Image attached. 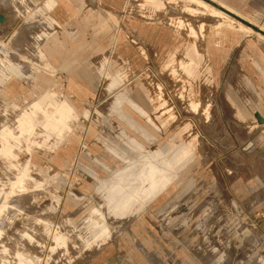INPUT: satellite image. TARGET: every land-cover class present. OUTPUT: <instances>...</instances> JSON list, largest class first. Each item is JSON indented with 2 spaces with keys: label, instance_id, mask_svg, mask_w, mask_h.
<instances>
[{
  "label": "rangeland",
  "instance_id": "1",
  "mask_svg": "<svg viewBox=\"0 0 264 264\" xmlns=\"http://www.w3.org/2000/svg\"><path fill=\"white\" fill-rule=\"evenodd\" d=\"M87 1L82 21L90 26L77 39L79 62L63 71L41 51L62 28L39 0H0L3 78L19 81L18 102L34 121L66 115L65 127L38 126L39 147L17 159H37L24 181L29 194L40 206L52 202L57 220L69 218V242L103 223L110 232L100 245L69 243L68 256L59 249L53 264H264V123L254 118L255 111L264 116V38L257 33L264 31V0H216L253 23L250 31L170 0H115L116 7L113 0ZM184 50L200 54L185 79H196L192 97L180 95L182 82L170 74ZM160 97L165 106L155 111ZM193 134V157L179 164L162 197L139 213L131 214L135 203L117 217L108 211L101 182L118 181L114 173L124 176L155 151L172 154ZM6 170L1 159V188L8 191ZM32 180L39 185L31 187ZM93 209L99 226L86 223Z\"/></svg>",
  "mask_w": 264,
  "mask_h": 264
},
{
  "label": "bare ground",
  "instance_id": "2",
  "mask_svg": "<svg viewBox=\"0 0 264 264\" xmlns=\"http://www.w3.org/2000/svg\"><path fill=\"white\" fill-rule=\"evenodd\" d=\"M170 1L176 4L181 3L186 10L194 13L208 11L223 19V22L237 25L244 31L253 29L244 24L239 18L251 23L250 21L216 0L211 1L218 4L222 9L205 0ZM152 4L157 6L160 3L153 0ZM192 5H195L196 8L192 9ZM186 25L190 36L197 37L194 34L192 25ZM217 26H220V23ZM257 33L264 38V34ZM199 59L200 54L196 51L184 50V57L180 59L178 69H175V67L170 69V74L175 77V83L182 82L180 89L182 97L185 96L184 92L189 94L188 97H192L197 92L193 83L196 79L193 78L192 82L190 80L188 85L185 79L193 76L198 68ZM212 61L214 68H216L220 62L218 55L215 54ZM8 64H12V73L18 70L17 65L13 64L11 60ZM4 68V60L0 58V160L4 161V165L7 167L6 171L10 177L8 191L1 188L3 183L0 182V264H53L56 261V253L59 249L62 248L63 255L68 256L69 243H73L74 246L84 245V248L91 247L94 244L106 243L110 232L109 229L105 228L104 223L98 228V231L91 234L78 233L77 238L80 239L78 243L69 242L71 234L63 230L66 225H72L69 218L65 216L57 220L55 216L56 207L52 202L49 201L44 206H40L36 202V198L29 194L30 191L24 181L25 177L29 175V167L38 168L37 159L36 157L34 159L31 155L21 164L17 159L21 153L30 155L39 147L36 137L40 136L42 132L38 131V126L43 127V129L49 126L53 128L65 127L64 119L66 115L61 113L55 121H52V119H47L44 123L34 121L33 116L35 115L32 112H27L26 108L21 107L18 102L20 99L19 91L22 89L19 81L17 79L8 81L3 78ZM178 70L181 71L180 74ZM117 78L120 79L121 77L117 76ZM159 88L160 85L157 86V89ZM161 98H159L160 105L154 107L155 111L165 106L166 101H161ZM191 102L194 103L192 104L194 108L198 107L193 99H191ZM38 105L42 106L43 104ZM160 115L157 118H160ZM150 116H148V119L151 121ZM47 117L50 118L51 116ZM254 118L260 124L264 123V116L261 112L255 111ZM198 142V134H193L192 138L174 147L172 154L168 155L167 153V155H164L163 152L155 151L150 157H143L142 163L124 176L118 174L120 171L114 173L115 176L113 177L118 181H114L112 184L101 182L99 188L101 192L105 191L102 198L105 199L108 211L117 217L126 213L131 205L135 203L137 207L131 214L139 213L140 210L146 209L157 198L162 197L179 175V170L182 169V167H178L179 164L185 166L189 162L183 163L193 157ZM140 148L143 149L142 146ZM112 153L119 160L124 161L126 159V157L120 156L118 152L112 151ZM38 185L37 181L32 180L30 186L36 187ZM95 210L93 209L86 217L90 219L86 223L91 222L92 225L99 226L103 220L101 217L96 216L97 212ZM87 227L88 229L91 228L90 225Z\"/></svg>",
  "mask_w": 264,
  "mask_h": 264
},
{
  "label": "crops",
  "instance_id": "3",
  "mask_svg": "<svg viewBox=\"0 0 264 264\" xmlns=\"http://www.w3.org/2000/svg\"><path fill=\"white\" fill-rule=\"evenodd\" d=\"M40 9L44 11L57 26L62 28L59 32L51 33L40 45L41 51L48 60L57 65L63 71L72 70L73 65L79 62V50L82 43L77 39L79 34L88 30V25L82 19L88 16L89 6L87 0H39ZM113 7L120 3L113 0ZM90 26V25H89ZM78 33L73 39L72 32ZM39 85H43L42 82Z\"/></svg>",
  "mask_w": 264,
  "mask_h": 264
},
{
  "label": "water",
  "instance_id": "4",
  "mask_svg": "<svg viewBox=\"0 0 264 264\" xmlns=\"http://www.w3.org/2000/svg\"><path fill=\"white\" fill-rule=\"evenodd\" d=\"M205 1H207V2H209V3H211V4H213L214 6L220 7L218 4H216L215 2H212L211 0H205ZM220 8H221V7H220ZM221 9H222V8H221ZM1 19H2V21H3L4 17L0 15V21H1ZM239 19H240L244 24H246V25L252 27L253 29L256 28V26H254L253 24H251V23H249V22H247V21H245V20H243V19H241V18H239ZM261 33L264 34V31H262Z\"/></svg>",
  "mask_w": 264,
  "mask_h": 264
}]
</instances>
